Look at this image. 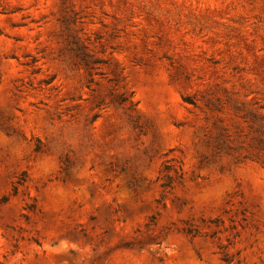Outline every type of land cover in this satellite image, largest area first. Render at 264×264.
Returning a JSON list of instances; mask_svg holds the SVG:
<instances>
[{
  "label": "rangeland",
  "instance_id": "obj_1",
  "mask_svg": "<svg viewBox=\"0 0 264 264\" xmlns=\"http://www.w3.org/2000/svg\"><path fill=\"white\" fill-rule=\"evenodd\" d=\"M0 264H264V0H0Z\"/></svg>",
  "mask_w": 264,
  "mask_h": 264
},
{
  "label": "trees",
  "instance_id": "obj_2",
  "mask_svg": "<svg viewBox=\"0 0 264 264\" xmlns=\"http://www.w3.org/2000/svg\"><path fill=\"white\" fill-rule=\"evenodd\" d=\"M164 188L166 189V190H168V189H171L172 188V182H168V183H166L165 185H164ZM187 234L188 235H194L195 236V234H194V232L193 231H188L187 232ZM226 261V260H225ZM228 263V262H227Z\"/></svg>",
  "mask_w": 264,
  "mask_h": 264
}]
</instances>
